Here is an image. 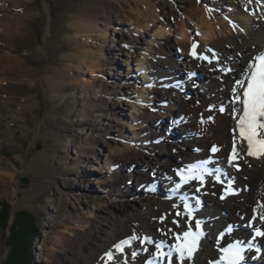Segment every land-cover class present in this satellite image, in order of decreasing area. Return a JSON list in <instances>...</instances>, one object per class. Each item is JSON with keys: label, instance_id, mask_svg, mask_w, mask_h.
Masks as SVG:
<instances>
[{"label": "bare ground", "instance_id": "6f19581e", "mask_svg": "<svg viewBox=\"0 0 264 264\" xmlns=\"http://www.w3.org/2000/svg\"><path fill=\"white\" fill-rule=\"evenodd\" d=\"M21 5L20 0H0V36L27 26L26 17L31 14L18 12L16 7ZM72 19L77 37L90 42L77 56L89 87L91 114L99 117L93 132L84 138L83 148L93 151L99 140L107 144L96 157L87 154L82 160L83 177L97 174V194L87 195L88 203L73 225L54 241L65 253L49 264H167L162 259L173 256L171 242L199 220L207 226L201 247L180 263L174 257L173 264H211L224 244L239 234L262 246L259 255H251H264V236L253 240L255 229L264 230V203L259 198L264 190V154L249 155L230 131L240 109V103L231 99L234 82L248 72L246 66L264 48V0H98L86 4ZM193 43L197 53L209 56L211 63L190 56ZM119 62L127 72L119 83L99 79ZM7 68L2 66L0 73ZM229 68L232 73L224 75ZM98 79V86L93 87L91 83ZM190 98L192 101L185 100ZM117 102L128 105L132 112L125 123L130 131L127 135L120 133ZM221 108L227 109L225 114L220 113ZM165 117L172 118L173 127L180 129L176 134L182 143L176 144L173 136L168 138V132L150 135L151 122L161 123ZM232 137L239 148L238 163L227 160ZM188 142H192L190 148ZM213 147L218 148L216 152ZM194 160H210L218 171L236 179L241 192L223 199L222 186L211 178L205 187L194 181L177 188L175 169ZM204 189L209 190L208 195ZM195 195L205 205L199 208L193 202L197 216L191 218L182 201L194 200ZM251 214L257 215L253 224L248 221ZM145 236L147 241L142 242ZM125 240L129 243L121 245ZM65 241L72 244L70 250L64 247ZM157 245L167 248V256L156 257ZM54 253L50 249L49 255Z\"/></svg>", "mask_w": 264, "mask_h": 264}, {"label": "rangeland", "instance_id": "374dc122", "mask_svg": "<svg viewBox=\"0 0 264 264\" xmlns=\"http://www.w3.org/2000/svg\"><path fill=\"white\" fill-rule=\"evenodd\" d=\"M97 1L27 0L23 4L20 0L22 5L16 10L31 14L26 17L27 26L10 36H0V69L8 67L0 73V78L6 77L3 82L0 79V202L11 206L9 226L0 225V264L8 254L7 240L16 211H30L38 220L40 235L32 244V264L54 263L65 253L62 246H54V241L75 222L79 210L88 203L87 195L97 194V174L83 177L82 160L87 154L96 157L107 143L99 140L90 152L83 148L84 138L93 132L99 117L91 114V99L86 93L89 87L77 56L90 42L78 38L77 31L71 28L72 15ZM121 65L109 66L99 79L119 83L127 73ZM136 67L134 62L130 70L134 73ZM99 79L91 83L93 87L98 86ZM194 92L193 88L189 94ZM191 98L185 100L192 101ZM121 104L117 102L121 112L119 128L124 130H120L122 135H127L130 131L125 123L132 112L128 105ZM169 121L173 119L165 117L160 124L152 121L150 135H166ZM154 126H158L157 130ZM176 131L180 129L175 126L174 134L171 132L168 138L173 136L176 144L182 143ZM191 146L192 142H188L187 148ZM157 187L160 193L162 181ZM64 247L70 250L72 244L65 241ZM53 248L55 253L50 256Z\"/></svg>", "mask_w": 264, "mask_h": 264}, {"label": "snow or ice", "instance_id": "6c2138e0", "mask_svg": "<svg viewBox=\"0 0 264 264\" xmlns=\"http://www.w3.org/2000/svg\"><path fill=\"white\" fill-rule=\"evenodd\" d=\"M196 49L197 44L193 43L190 53L191 56L211 63L209 56L202 53L198 54ZM246 67L251 69V71L240 74V79L235 81L232 92L234 102L242 104V115L238 121L239 135L242 139L247 141L248 154L259 155L264 154V139L259 138L264 136V53L256 56ZM225 71L232 70L226 69ZM245 82H247L246 86ZM238 88L242 89V93L237 91ZM220 111H224V109L221 108ZM258 148L259 151H257ZM212 151L215 152L217 149L213 148ZM236 158L237 150L234 140L232 159ZM178 174L180 175L181 183L176 185L177 188H180L182 184H186L192 179H198L201 182L204 180V175L199 171V166L197 165H190L186 170H182ZM208 175L210 176L212 173L209 172ZM216 179L217 181L223 183L219 176H216ZM184 208L189 209V214H191L189 205L185 204ZM177 215H180V213L178 212ZM261 218L264 219V217ZM229 231H231V229H229ZM256 235L264 236V232L257 231ZM177 239L180 240L181 238L178 236ZM196 240L197 237L190 231L183 233L184 242L177 245V251L180 252L181 258L184 257L185 253L189 257L193 254L196 247ZM128 243L129 241L125 240L121 242V245ZM121 245H117V247L123 251ZM236 248V245H229L228 247L221 249L224 253L222 259L226 260L227 264H239V261L243 259L242 256H240L239 250H234ZM157 250L159 255H165L162 251H160V245H157ZM107 255L111 259V253H108ZM132 255L135 256L136 253H133ZM149 264H151V262H149ZM216 264H220V262L217 261Z\"/></svg>", "mask_w": 264, "mask_h": 264}, {"label": "trees", "instance_id": "16d2710c", "mask_svg": "<svg viewBox=\"0 0 264 264\" xmlns=\"http://www.w3.org/2000/svg\"><path fill=\"white\" fill-rule=\"evenodd\" d=\"M10 204L0 202V225L9 226L11 210ZM40 235L38 220L27 210L14 213L11 234L7 240L8 254L3 264H32V244Z\"/></svg>", "mask_w": 264, "mask_h": 264}]
</instances>
